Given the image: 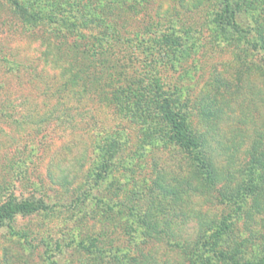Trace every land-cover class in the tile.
Listing matches in <instances>:
<instances>
[{
    "label": "rangeland",
    "instance_id": "rangeland-1",
    "mask_svg": "<svg viewBox=\"0 0 264 264\" xmlns=\"http://www.w3.org/2000/svg\"><path fill=\"white\" fill-rule=\"evenodd\" d=\"M227 4L0 0V204L48 206L0 222V264H232L213 257L220 225L224 246L264 264V0ZM104 19L123 37L177 41L159 76L191 148L160 145L103 100L112 88L66 83L80 62L48 28L100 36ZM130 53L134 76L145 64Z\"/></svg>",
    "mask_w": 264,
    "mask_h": 264
},
{
    "label": "trees",
    "instance_id": "trees-1",
    "mask_svg": "<svg viewBox=\"0 0 264 264\" xmlns=\"http://www.w3.org/2000/svg\"><path fill=\"white\" fill-rule=\"evenodd\" d=\"M227 2L229 4V0ZM228 4L229 11L230 7ZM15 6L19 11L21 10L17 3ZM231 12L228 16L229 23L237 27L233 11L231 10ZM26 21L30 30L42 25L31 15L28 16ZM98 23L99 21H96L94 25H98ZM83 24L84 21L81 22L80 26ZM102 24L110 33H103L100 36L85 34L80 28L75 29L76 24H72L74 26L69 24L66 29L61 26L56 28V31L48 28L47 36L50 39L55 38L59 41L57 43L59 52H66L69 49L72 52L73 59L80 62V66L77 68H72V63H70L71 65L64 69L69 75L66 77V83L72 85V87L81 85V89H86V91L99 84L106 87V90L112 88L111 92L107 91L105 95L103 93V100L107 104L116 107L123 115L147 124V128H145L149 130L148 133L152 135L153 139H157L160 145L163 147L191 148L194 145L195 138L188 132L185 117L174 106L170 91L159 76L161 67L167 64L170 56L176 54L174 47L177 41L171 36L168 37L166 32H161V34H156L153 38L145 39L144 42L143 33H137L136 39L127 38L120 34L119 28L113 27L114 24L111 20H105ZM74 29L76 30L75 37L68 45L64 37L67 35L73 36ZM155 31L154 34L156 33ZM127 50L137 52L135 56L137 59L139 57L140 61L145 64V69L141 70V72L135 69L134 73L137 74L134 76L129 74L127 70L131 63L128 64L126 62V59L133 58V55L131 53L132 56L128 54L122 55V52ZM204 173L207 174V179L212 183L215 181V176L210 170ZM228 199L231 200V198ZM47 207L42 201L17 203L11 200L0 204V222L11 221L19 213L29 214ZM228 233H231V231L225 230L220 225L214 237L215 242L210 241L211 247L214 244L213 257L232 264H253L248 257L246 258V253L239 255L237 252L239 248L233 251L232 248L229 249L223 245L225 241L223 238L225 237L220 238V235L226 236ZM219 239L222 240L219 242ZM208 242V239L205 238L203 246H207ZM203 251L199 252V255ZM201 258L202 262L207 263L209 260L208 257L203 258L201 256Z\"/></svg>",
    "mask_w": 264,
    "mask_h": 264
}]
</instances>
